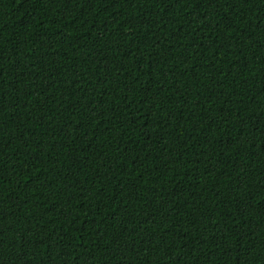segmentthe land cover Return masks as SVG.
<instances>
[{"label":"trees","instance_id":"1","mask_svg":"<svg viewBox=\"0 0 264 264\" xmlns=\"http://www.w3.org/2000/svg\"><path fill=\"white\" fill-rule=\"evenodd\" d=\"M0 264H264V0H0Z\"/></svg>","mask_w":264,"mask_h":264}]
</instances>
